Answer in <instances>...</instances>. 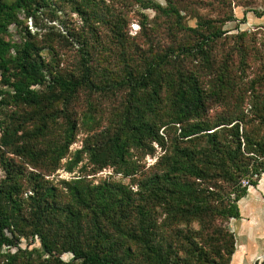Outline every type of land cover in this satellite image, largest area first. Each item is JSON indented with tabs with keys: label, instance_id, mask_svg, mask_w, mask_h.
I'll list each match as a JSON object with an SVG mask.
<instances>
[{
	"label": "trees",
	"instance_id": "obj_1",
	"mask_svg": "<svg viewBox=\"0 0 264 264\" xmlns=\"http://www.w3.org/2000/svg\"><path fill=\"white\" fill-rule=\"evenodd\" d=\"M58 1L76 22L38 19ZM115 1L0 0V264H231L264 175V51L224 28L248 5Z\"/></svg>",
	"mask_w": 264,
	"mask_h": 264
},
{
	"label": "rangeland",
	"instance_id": "obj_2",
	"mask_svg": "<svg viewBox=\"0 0 264 264\" xmlns=\"http://www.w3.org/2000/svg\"><path fill=\"white\" fill-rule=\"evenodd\" d=\"M154 1L159 2L163 5L166 4L165 0H154ZM115 2H125V1L116 0ZM245 3L248 6H243V5L236 6L234 2L231 3L234 20L227 21L224 25V28L229 30V34L236 33L237 31H248L250 33L252 32L256 33L257 43L258 45L262 46V49L264 51V0H245ZM122 6L123 4L121 3L116 4V7L123 8ZM217 6L218 5L216 3H214L212 6L209 7H201L200 5H196L195 7L191 6L189 10V15H187L186 17L188 24L194 26L196 23V19H198V16H202L203 18H208V17L217 18L221 16L223 14V11L221 8H218ZM53 9L57 11L59 19L67 24H71L72 22L74 23L78 20V16H76V14L69 13V6L64 1H58L56 6H50L40 9L38 19L42 20L41 22H46L49 19L47 15L48 12L50 13L51 10L53 11ZM131 9L132 11L130 12V16L133 19L130 24V33L135 34L140 27L139 25V21L141 20L140 12L146 14V16H148V18L151 19L154 17L155 11H153L152 8L142 9L137 5H134L133 7H131ZM54 23L57 24L58 26H61L60 22L57 20H55ZM28 24H30L29 21ZM30 27L32 26L30 25ZM15 36L16 38L18 37L17 35ZM260 43L263 45H261ZM79 145H80V141L74 143L71 146V149L73 150L79 147ZM148 161L152 162L153 160L148 159ZM58 173H59L58 177H63V178H69L72 175L64 172L63 170H59ZM110 173H111V169L108 168V169H104L102 172H99L97 176L104 177ZM113 177L120 178L117 175ZM250 221L251 220H249V218H244V220L241 221L238 220L237 224H235L238 225L237 226L238 231H240L241 229L243 233L247 232L248 224ZM227 225L229 227L231 226L229 222ZM22 245H26V242L23 241ZM34 245L38 246V242L35 241ZM260 254L261 253L259 254L257 253L254 255L252 264H261L262 262H264V260L261 258L264 253L261 255Z\"/></svg>",
	"mask_w": 264,
	"mask_h": 264
},
{
	"label": "crops",
	"instance_id": "obj_3",
	"mask_svg": "<svg viewBox=\"0 0 264 264\" xmlns=\"http://www.w3.org/2000/svg\"><path fill=\"white\" fill-rule=\"evenodd\" d=\"M264 175L256 186L238 201L240 216L231 218L229 227L235 234L236 247L231 264H252L255 254L264 253ZM263 181V182H262ZM249 218L248 231H238V220ZM233 223V224H232ZM260 254V255H261ZM264 257V254L262 255Z\"/></svg>",
	"mask_w": 264,
	"mask_h": 264
},
{
	"label": "bare ground",
	"instance_id": "obj_4",
	"mask_svg": "<svg viewBox=\"0 0 264 264\" xmlns=\"http://www.w3.org/2000/svg\"><path fill=\"white\" fill-rule=\"evenodd\" d=\"M262 259H264V257H261Z\"/></svg>",
	"mask_w": 264,
	"mask_h": 264
},
{
	"label": "water",
	"instance_id": "obj_5",
	"mask_svg": "<svg viewBox=\"0 0 264 264\" xmlns=\"http://www.w3.org/2000/svg\"><path fill=\"white\" fill-rule=\"evenodd\" d=\"M264 260V259H263Z\"/></svg>",
	"mask_w": 264,
	"mask_h": 264
}]
</instances>
